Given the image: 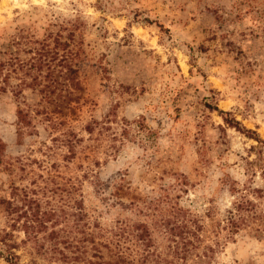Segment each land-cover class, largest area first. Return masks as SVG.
I'll return each instance as SVG.
<instances>
[{
  "label": "rangeland",
  "instance_id": "374dc122",
  "mask_svg": "<svg viewBox=\"0 0 264 264\" xmlns=\"http://www.w3.org/2000/svg\"><path fill=\"white\" fill-rule=\"evenodd\" d=\"M0 61L19 264H264V0H0Z\"/></svg>",
  "mask_w": 264,
  "mask_h": 264
},
{
  "label": "trees",
  "instance_id": "16d2710c",
  "mask_svg": "<svg viewBox=\"0 0 264 264\" xmlns=\"http://www.w3.org/2000/svg\"><path fill=\"white\" fill-rule=\"evenodd\" d=\"M48 46V44L44 43L41 45V47H30L28 49V51H33L34 56L31 57L32 62L29 63L28 68L30 67V69H35L36 72L34 73H29L31 74L30 78L32 81H38V75L39 73H41V70L43 69V67H45L47 69L46 73H44V77L47 78L49 77L50 73H51V61L53 60L52 58L55 56L56 52H53V56L52 58L50 56H48V50L46 49ZM4 66V63H2V61H0V90L5 91L7 90L6 86L9 83V77L7 72L2 74V68ZM32 72V71H31ZM2 77V79H1ZM21 82H25L24 78H21ZM20 85H16L13 90V92L15 94H18L21 92L20 90ZM17 115H18V119L19 122L25 119L26 113L24 111H22L20 108H18L17 110ZM228 123H230V121H228V119H225ZM231 122H233L234 124H237L238 122L235 119L231 118ZM238 128V127H237ZM125 131H127L126 129H124ZM1 151H3V143L0 142V153ZM0 162H1V156H0ZM29 202H32V199H29ZM9 204H11L9 202ZM31 204V203H30ZM18 209V206L16 205L15 207L12 208V210L16 211ZM24 216L26 218V220L24 221L22 227L24 230V233H26V235L28 236L29 234V227L32 226L31 223H28L31 220L32 221H36V225L38 227V229H45L46 228V222L49 221L51 219L50 217V213L48 212H39L38 209L33 210L30 213V216L27 215V211L24 212ZM20 216V215H19ZM146 229H143L141 232L145 233ZM58 235V232L55 231L54 229L50 230L48 232L47 237L50 239H53L55 236ZM142 235V233H141ZM18 243H16L13 239V233L10 231H6V230H0V256H2L4 258V260L8 263V264H19L18 263V254L15 252V249L17 248ZM65 255H63L64 257ZM181 264H188V263H181Z\"/></svg>",
  "mask_w": 264,
  "mask_h": 264
}]
</instances>
